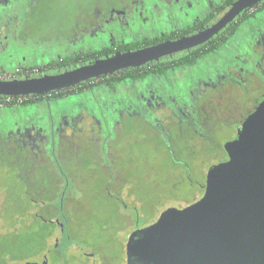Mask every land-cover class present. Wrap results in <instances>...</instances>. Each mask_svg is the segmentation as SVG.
<instances>
[{
  "label": "flooded vegetation",
  "instance_id": "obj_1",
  "mask_svg": "<svg viewBox=\"0 0 264 264\" xmlns=\"http://www.w3.org/2000/svg\"><path fill=\"white\" fill-rule=\"evenodd\" d=\"M61 1L0 0V79H22L58 73L90 63L98 57L109 56L116 51L134 50L197 33L216 23L235 0H224L215 7H208L204 13L200 4L195 8H189L177 7V3L173 2L169 6L173 0H96L91 1V4L87 3L88 0H70L75 2L76 8L84 9V13L92 12L91 23H87L82 31L70 35V42L97 39L102 46L85 52L71 53L57 60L45 59L39 63L37 57L35 58L37 61H34L35 59L31 61L30 58H34L32 56L35 53H28L31 49L30 44L38 43L35 39L37 33L41 31L42 21L54 15L55 11H59ZM165 7L167 9H164ZM152 11L156 16L160 12L158 15H163L161 20L152 19ZM259 12L262 14L260 17L257 14ZM255 20L256 24L250 23ZM165 21H170L174 28L169 29L170 31H159L158 35L149 39L145 35L139 39L132 38L136 29L142 25L164 24ZM256 28H261V36L257 35ZM238 34L243 39L241 50L235 48L232 61L228 62L224 70H217L219 75L216 84L212 86L211 82L205 81L204 71L184 72V69L200 63L205 66L219 64L218 59L221 57H218V53ZM250 38H254L264 50V0L242 11L212 38L195 47L59 91H51L45 95H19L15 96L18 101L0 103V124L4 121L9 124L11 121L13 124L14 121L15 124L14 127H8L9 125L5 123L0 127V160H4L12 167L13 149L18 154L15 159L18 166L22 164L18 161H21L24 155H27L24 161L44 160L49 164L45 163L49 168L53 166L49 176L50 178L53 176L55 183L59 184L57 191L44 186L43 189H39L38 186L32 189L34 193H29V185L24 184L26 177H22L24 172L18 173L25 189L21 190L20 194L17 186L16 189L10 186L9 191L12 192L13 189L16 196L21 197H17L19 201L31 205L21 216L26 218L27 224L32 213L42 219L41 224L46 221L55 224L51 227L38 228L39 239L42 242L37 245L35 252L13 257L12 251L6 249L4 256L0 258V264H146L138 258L129 259L128 241L134 231L154 223L162 212L155 219L141 222L140 213L143 211V205L140 200L139 203L130 198L124 190V185L122 187L119 182V164L112 160L110 146L119 132L121 116H127L128 120L135 122L136 113L145 110L146 116L143 117V121L148 138L155 134L156 129L167 136L171 134V122L182 124L183 121H191L196 125L223 122L216 129L219 135H222L226 128H230V122H235L237 123L235 138L242 122L264 99L262 63L261 80L250 76L253 70H248L252 69L249 62L253 59L247 55L251 49ZM110 39H114L115 42ZM244 44L246 47H243ZM256 53L263 55L261 51ZM256 53L254 55L258 56ZM226 63L221 61V64ZM193 71L197 78V86L194 88L196 94L193 91L187 97L183 94V89ZM225 72H228V77L224 80L221 76ZM153 74L164 78L165 89L170 94L169 105H165L160 99L159 101L152 99L155 87L150 83L147 89L150 91L149 95L143 96L142 103L135 104L133 100H127L128 96L133 97L137 92L140 81ZM126 76L124 80H132L126 87L122 85L124 80L117 84L110 81L111 78ZM244 84L248 89L256 88L262 94L256 97L253 108L246 107L237 114V107L244 100V92H241ZM3 96L0 95V98ZM69 103L71 107L66 106ZM21 121L24 122L19 123ZM87 142L91 143V146L86 148V154L95 152L90 157L83 155L82 161L79 162L82 172L71 170L67 172L60 161H67L68 156L72 155V148L74 151V148L79 149ZM45 153L49 155V159L43 157ZM88 158L91 162L86 161ZM227 158L228 154L224 160ZM96 173H100L101 176H96ZM77 179L80 180L79 184ZM86 179L100 180L97 182L102 187L104 193L102 197L108 201L109 199L115 201L113 209L107 215H99L97 210L91 211L90 214L83 211L81 201L88 189L82 184L88 182ZM53 192L56 194L53 195L56 197L55 201L62 202L57 211L50 209L47 205L48 199L44 197L46 193ZM95 198L97 196H93L91 203L95 202ZM69 202L77 204L83 212H74L72 207L68 206ZM86 228L94 229V233L86 231ZM44 233L49 234L44 236ZM78 233L81 236H77ZM83 234H99L104 241L97 239L90 241L87 239L88 236ZM4 247H11V244L1 246L0 251H3ZM114 247L119 248V251L115 252Z\"/></svg>",
  "mask_w": 264,
  "mask_h": 264
},
{
  "label": "rangeland",
  "instance_id": "obj_2",
  "mask_svg": "<svg viewBox=\"0 0 264 264\" xmlns=\"http://www.w3.org/2000/svg\"><path fill=\"white\" fill-rule=\"evenodd\" d=\"M88 1H96V0H88ZM195 1V2H194ZM224 0H173L171 1L169 6L173 4V2L177 3V7L187 6L189 8H195L196 5L204 9L203 13L209 8L215 7L221 4ZM192 2V3H191ZM75 3V2H74ZM70 0H62L60 4V12L59 14L55 11L54 15L50 18H45L41 24V31H39L36 35V39L38 43L30 44L31 49L28 53H35L34 58H30L33 61L35 58H39L38 62L41 63L45 59H59L63 57L69 56L71 53L77 52H85L90 49L99 48L102 46L101 42L97 39L87 41H71L69 39L70 35H74L77 31H82L85 29L87 23H91V14L84 13L80 7L71 11L70 9L75 8L76 6ZM93 6V5H92ZM200 7V9H201ZM164 9H167L166 7ZM199 9V10H200ZM163 10V9H162ZM67 11V12H65ZM94 13V12H93ZM160 14L152 11L151 18L156 20L159 18L161 20L162 16ZM260 17L262 14L257 13ZM167 17H170L167 15ZM51 19L50 21H48ZM251 24H256V20L250 22ZM174 26L170 21H165L163 23L156 24H146L142 25L139 29H136V33L132 38L139 39L141 36L146 38L155 37L158 35V32L168 31L169 29H173ZM257 35L261 36V28H256ZM170 31V30H169ZM160 32V33H161ZM245 33V31H244ZM113 37H111L112 39ZM260 38V37H259ZM112 42H115L111 40ZM249 45L251 49L248 52V56L253 57L251 59L252 62H249V66L253 70V74H249L253 77H258L260 80L263 77L262 66L264 67V50L261 49L260 44L254 39H249ZM111 42V43H112ZM243 39L239 34L231 39V42L223 48L219 53L218 59L219 64L216 66H205L204 64H197V66H192L184 69V72L187 70H201L204 71L206 78V82H211L212 86L218 82L219 72L217 70H224L228 62L232 61L233 53L235 48L242 47ZM242 43V44H241ZM245 45V44H244ZM243 47H246L243 46ZM260 47V48H259ZM23 50V49H22ZM257 51L263 52V55L256 53ZM257 54L258 56L254 55ZM36 59L34 61H37ZM221 61L227 62L226 64H221ZM262 63V66H261ZM219 66H222L219 68ZM255 68L257 70H255ZM249 73V72H248ZM159 75H151L145 80H141L139 83V89L135 92L134 96L131 95L127 97V100L131 99L135 102V104L142 103L143 96H148V85L149 83L155 87L152 98L154 101L160 99L162 103L165 105H169V97L170 94L167 93L165 89L166 83L164 78L158 77ZM249 76V78H250ZM228 77V72H225L221 79H226ZM264 78V77H263ZM131 79H126L122 82V85L126 87L127 84L131 83ZM185 88L183 89V94L185 96H189L190 93L194 91V88L197 86V78L194 74V71L190 74L188 81L185 82ZM140 90V91H139ZM252 89H248L244 84L241 88V92L243 93L244 100L240 102L237 107V114H240L244 108L249 107V109L253 108L256 103V97L260 96L262 92L256 90V88L252 91ZM195 93V91H194ZM264 93V92H263ZM196 94V93H195ZM126 103V101H124ZM66 106L71 107V103ZM134 107V106H133ZM146 111L143 110L136 113L134 117L135 122L133 120H128L127 116H121L122 121L119 123V132L116 134V140L112 142L113 144L110 146L111 158L115 163L119 164V182L121 186L124 185V190L128 193L129 197L135 200L136 202H141L143 205V211L141 210L140 217L141 222L148 219H155L159 216V214L166 208L170 206L181 207L183 205H187L192 201L200 198L204 193L203 186L205 185L206 174L209 169V164L212 166L215 163V160L209 159L207 153H201V155L195 159L189 166L187 165V157L185 153H179L176 156L172 154V151L168 149V147L164 143H159L157 141H150L148 135L145 132L144 127V118L146 116ZM245 114V113H244ZM124 117L126 120H124ZM149 118V117H148ZM128 120V121H127ZM12 122V121H11ZM10 122H2L0 127L5 123L9 125L8 127H12L14 124ZM21 121L19 123H22ZM215 124V122H213ZM236 124L232 123L230 128H226L223 131L222 137L219 142L220 145L225 144L226 141L234 139L236 134ZM116 125L117 122H116ZM14 127V126H13ZM203 124L200 123V126L197 130L198 133H203L205 136L209 135L210 132L205 130ZM215 147L214 151L218 149L217 144L214 142ZM79 149L76 147L72 148V155L67 159V161H60L68 172V170L79 171L82 172L81 167L79 166V162L82 161L83 155L85 157H90L91 152L86 154V148L91 146V143L87 142L81 145ZM170 148V147H169ZM86 150V151H85ZM74 153V154H73ZM43 157L49 159V155L45 153ZM67 157V158H68ZM27 158V155L22 156L21 161L22 164L20 166L16 165L13 161V166L7 164L4 160H0V242L1 238L6 237L7 241L13 246V242L17 241L18 238L16 236V231L21 230L24 227V223L21 220L20 212L22 207L20 205L21 202L16 200L17 197L15 192H10L9 187L12 186H23V183L19 177H21L18 173L24 172L23 176L26 177V182L24 184L30 185L32 188L38 187L39 189H43L42 186L47 187L49 184L55 183V178L51 179L49 173L52 172L53 166L50 168L49 165L44 160L38 161L36 159L35 162H31L32 159L28 161H24ZM226 157L221 156L217 158V162L224 160ZM46 159V160H47ZM16 162V161H15ZM47 165H46V164ZM77 163V164H76ZM44 164V166L42 165ZM117 164V166H118ZM70 172V173H71ZM22 176V177H23ZM96 176H101L100 173H96ZM57 179L59 177H56ZM19 179V180H18ZM78 180V179H77ZM87 180V179H86ZM88 181V180H87ZM96 179H90L88 182L82 184L88 190L83 194L85 198L81 201V206H83V211L87 214H90L91 211L97 210L99 215H107L113 209L115 201L112 199H104L102 195H104L101 190V186L98 184ZM78 184L80 180L77 181ZM22 189V187H21ZM18 189V190H21ZM15 191V190H14ZM94 191V192H93ZM46 192V191H45ZM47 195V193H46ZM93 196H97L94 199L95 202L91 203ZM139 199H138V197ZM45 197V195H44ZM21 198V197H19ZM139 202V203H140ZM24 208L26 207V202L24 203ZM92 204H95L92 205ZM69 207H72L74 212H83L77 204H72L69 202ZM93 207H97L93 209ZM86 231H91L94 233V229L86 228ZM10 232V233H8ZM86 235V234H83ZM87 239L90 241H95L96 239L99 241H104L99 234H90ZM20 238V237H19ZM122 241H125V238H122ZM32 247L23 248L22 251L24 253H29ZM9 250L13 248H8ZM115 252L119 251V248L114 247ZM5 252L0 251V258L3 257ZM15 252L13 253V255ZM16 254H20V250L16 252ZM10 256V255H9Z\"/></svg>",
  "mask_w": 264,
  "mask_h": 264
},
{
  "label": "water",
  "instance_id": "obj_3",
  "mask_svg": "<svg viewBox=\"0 0 264 264\" xmlns=\"http://www.w3.org/2000/svg\"><path fill=\"white\" fill-rule=\"evenodd\" d=\"M262 1L235 0L216 23L191 35L116 51L58 73L0 79V95H45L159 60L206 42ZM224 148L228 158L209 167L200 198L164 209L154 223L132 233L129 259L146 264H264V99Z\"/></svg>",
  "mask_w": 264,
  "mask_h": 264
},
{
  "label": "trees",
  "instance_id": "obj_4",
  "mask_svg": "<svg viewBox=\"0 0 264 264\" xmlns=\"http://www.w3.org/2000/svg\"><path fill=\"white\" fill-rule=\"evenodd\" d=\"M81 1V0H78ZM87 3L91 4V1H87ZM77 9L72 8L70 9L71 11ZM60 10L57 11V13L59 14ZM67 12V11H65ZM164 70H159V72H162ZM142 76H144L142 74ZM126 77H115V78H111L110 81L112 84H117L121 81H123ZM223 123V122H220ZM218 123H204L203 127L205 128V130H207L208 132H210L209 135H204L203 133H198L197 130L200 126L196 125V123H193L191 121L186 122L183 121L182 124L176 123V122H171V134L165 136L162 135L158 129L155 130V134H153L150 137V141H157L159 143H164L168 149H170L172 151V154L174 156H176L177 160H180L177 158V154L181 153H185L186 157H187V165L189 166L195 159H197L201 153L205 152L207 153V156H209V159H214L215 162H217V158L221 157V156H225L227 157V153L224 149V144L220 145V138L222 137V135H219L217 133V126L220 124ZM232 123L235 122H230L229 124L232 125ZM204 130V131H205ZM214 142L217 144L218 149L216 151H214V149H212L213 147H215ZM170 147V148H169ZM204 153V154H205ZM13 161L15 163V159L17 158V153L15 152V150L13 149ZM206 155V154H205ZM17 161V160H16ZM48 161V160H46ZM87 162H91V159H87ZM18 162H23V161H18ZM31 162H35V160H32ZM211 164V162H210ZM210 164L208 167H210ZM69 171V170H68ZM23 176V174H22ZM24 177V176H23ZM20 178V177H19ZM51 178H54L53 176ZM19 180V179H18ZM22 187V189H21ZM59 187L58 183H53V184H49L47 186L48 189H54L55 191H57ZM15 188V187H14ZM37 187L32 188L30 185L28 186V192L29 193H34L32 192V189H35ZM204 188V186H203ZM16 189V188H15ZM17 189H21L24 190L25 188L21 185V186H17ZM21 190H19V193L21 194ZM53 195H56L55 192L53 193H47V195L45 196L46 199H48V203L47 205H49L50 209L53 211H57L59 209L60 204H62V202L60 201H55V196L53 197ZM52 196V197H51ZM18 202L19 199H16ZM25 202H21L20 205L22 207L21 211L24 212L26 210H28V208L31 206L28 203L26 204V207L24 208V204ZM35 205V204H34ZM22 212H20V214H22ZM51 217V215H49ZM21 220L23 221V223L25 224L24 227L19 231H16V236L18 238L17 241L13 242V246L12 247H4L3 249V253L5 252L6 249L8 248H13L11 249L12 253L15 252V254L13 255V257L18 256V257H22V255H26L29 253H33L36 251L37 249V245L42 242L41 239H39V232H38V228L39 227H51L53 224V222L51 221H46L42 223V219L39 218L36 215H33V213L31 214V216L28 218V224H27V220L26 218H23L21 216ZM10 233V232H8ZM49 233H44V236H46ZM10 236V235H7ZM7 236L4 238H1V242H0V247L4 246L6 244H8L9 242L7 241ZM77 236H81V234H77ZM20 237V238H19ZM26 247H32L29 253H24L22 251L23 248ZM20 250V254H16L17 251Z\"/></svg>",
  "mask_w": 264,
  "mask_h": 264
},
{
  "label": "built area",
  "instance_id": "obj_5",
  "mask_svg": "<svg viewBox=\"0 0 264 264\" xmlns=\"http://www.w3.org/2000/svg\"><path fill=\"white\" fill-rule=\"evenodd\" d=\"M18 99L20 100L21 97H19ZM16 100L17 98H15V96L4 95L3 97L0 98V103H8V102L16 101Z\"/></svg>",
  "mask_w": 264,
  "mask_h": 264
}]
</instances>
